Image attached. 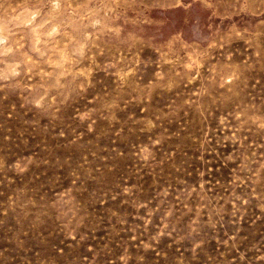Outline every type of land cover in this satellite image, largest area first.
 Instances as JSON below:
<instances>
[{"label": "rangeland", "instance_id": "obj_1", "mask_svg": "<svg viewBox=\"0 0 264 264\" xmlns=\"http://www.w3.org/2000/svg\"><path fill=\"white\" fill-rule=\"evenodd\" d=\"M0 264H264V0H0Z\"/></svg>", "mask_w": 264, "mask_h": 264}]
</instances>
